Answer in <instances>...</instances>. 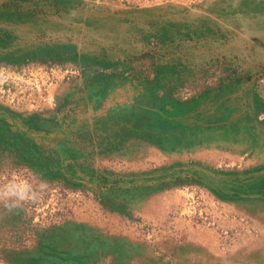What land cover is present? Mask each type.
<instances>
[{
    "label": "rangeland",
    "instance_id": "obj_1",
    "mask_svg": "<svg viewBox=\"0 0 264 264\" xmlns=\"http://www.w3.org/2000/svg\"><path fill=\"white\" fill-rule=\"evenodd\" d=\"M0 132V264H264V0H0Z\"/></svg>",
    "mask_w": 264,
    "mask_h": 264
},
{
    "label": "trees",
    "instance_id": "obj_2",
    "mask_svg": "<svg viewBox=\"0 0 264 264\" xmlns=\"http://www.w3.org/2000/svg\"><path fill=\"white\" fill-rule=\"evenodd\" d=\"M50 58H52V56H50ZM58 60H60V59H58ZM13 135L14 134H12L11 137H8V136H6V133L0 132V145L2 143H4V144H13L12 143ZM14 140H16V139H14ZM23 140H25V139H23ZM29 143L30 142H28V144ZM25 144H27L26 141H24L22 147H24ZM39 162H42V161H40V160L35 161V162L32 163V165L38 167V166H40L43 163V162L42 163H39ZM13 256H15L16 259H18L21 255L16 253V254H13Z\"/></svg>",
    "mask_w": 264,
    "mask_h": 264
}]
</instances>
